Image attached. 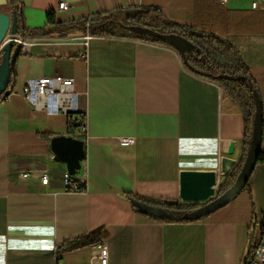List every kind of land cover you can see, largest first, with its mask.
Returning <instances> with one entry per match:
<instances>
[{
    "label": "crops",
    "instance_id": "0c3cea01",
    "mask_svg": "<svg viewBox=\"0 0 264 264\" xmlns=\"http://www.w3.org/2000/svg\"><path fill=\"white\" fill-rule=\"evenodd\" d=\"M253 1L22 0L29 30L48 27L61 2L70 8L54 14L58 22L147 7L227 42L256 83L264 152V11ZM24 39L26 48L16 43L10 57L13 91L0 102V264H97V245L55 252L84 233L99 236L108 264H244L264 214V163L229 204L192 222L151 219L128 199L188 203L209 185L218 190L221 159H235L231 172L244 133L241 109L223 87L190 72L166 45L85 34ZM56 76L72 81L64 98L24 96L27 84ZM69 112L85 120V135H68ZM62 135L84 142L72 174L84 191L63 189L69 171L50 149Z\"/></svg>",
    "mask_w": 264,
    "mask_h": 264
},
{
    "label": "trees",
    "instance_id": "16d2710c",
    "mask_svg": "<svg viewBox=\"0 0 264 264\" xmlns=\"http://www.w3.org/2000/svg\"><path fill=\"white\" fill-rule=\"evenodd\" d=\"M8 2L10 5L11 32L18 37L24 38L37 35L63 38L74 34H85L89 36L132 38L166 45L173 47L178 52L184 66L190 72L219 83L229 97L239 105L243 116L244 133L241 157L219 188L216 197L222 195L234 183L243 165L251 139L252 123L255 115L253 92H257V88L249 69L230 44L222 41L212 33L198 31L194 27L175 23L169 20L159 9L147 7H130L95 13L69 22H58L55 20L54 14L50 13L47 17L48 27L29 30L24 22L22 0H8ZM173 37L186 41V46L179 48L174 45L171 40ZM15 45L16 43H13V47ZM2 54L3 52L0 54V64L3 61ZM13 86L14 76L10 65L6 88L0 93V102L7 99L13 91ZM82 122V118L77 113L69 112L67 114L68 135L73 136L74 132L81 127ZM45 137L49 138L50 136L45 135ZM260 163H264L262 149L257 158V164ZM128 199L132 208L138 213L166 223L195 221L192 214L208 203L153 201L131 195L128 196ZM142 208L151 211H144ZM262 231L263 228L259 227L255 230L254 227V234H262ZM100 243L101 240L98 235L84 233L57 244L55 252L59 255L63 252ZM251 247H255V238H252ZM248 259L244 264H248Z\"/></svg>",
    "mask_w": 264,
    "mask_h": 264
},
{
    "label": "water",
    "instance_id": "95a60500",
    "mask_svg": "<svg viewBox=\"0 0 264 264\" xmlns=\"http://www.w3.org/2000/svg\"><path fill=\"white\" fill-rule=\"evenodd\" d=\"M0 7H7L8 14L0 12V54H2L3 61L0 64V93L5 90L9 75L10 57L13 49V41H7L6 37L10 28L11 35V20H10V5L8 0H0ZM172 42L179 48L185 47L187 42L181 38L173 37ZM255 102V115L252 123L251 139L249 147L243 162V165L234 181V183L220 196H215V191L209 186L198 196L189 197L184 202L189 203H206L192 214L194 220H199L213 212L223 208L229 204L235 197L246 187L248 179L257 164V158L261 151L262 144V105L259 94L253 92ZM51 152L58 160L65 163L68 168V173L73 174L79 168V163L84 159L85 149L84 142L73 137H66L64 135L54 137L50 140ZM233 150V143L229 144L227 154H231ZM235 164V159L230 157H223L220 164V173L222 177H227ZM216 197V198H215ZM206 202L204 200L208 199ZM212 198L214 200L210 201ZM144 211H151L147 208H142ZM153 212V211H152Z\"/></svg>",
    "mask_w": 264,
    "mask_h": 264
},
{
    "label": "built area",
    "instance_id": "2783aa9c",
    "mask_svg": "<svg viewBox=\"0 0 264 264\" xmlns=\"http://www.w3.org/2000/svg\"><path fill=\"white\" fill-rule=\"evenodd\" d=\"M224 1V0H220ZM69 5L61 2L56 11L55 15L62 14L69 10ZM252 9H260L264 11V0H254L251 3ZM7 41H13L14 43L20 44L23 49L26 48L27 42L24 38L18 37L16 35H11L10 28L6 37ZM72 84L71 79H66L61 76L56 77H45L40 79L39 81L31 82L25 86L23 89V94L27 98L29 102H32V99L36 96L40 97H48V96H60L64 98L65 94L63 93V89L70 87ZM78 132L85 135L87 133V127L85 120L82 123L81 127L78 129ZM132 141L130 139H126L122 141L123 146H127ZM40 181L43 185L47 183V176L41 175ZM63 189L66 192L74 193L81 192L85 189L84 182H78L72 178V175L66 172L62 178ZM264 221V214L262 220ZM256 227V226H255ZM252 238H255V247H251V254L248 259V264H264V228L263 234H254ZM107 250L102 244H97V264H108L107 261Z\"/></svg>",
    "mask_w": 264,
    "mask_h": 264
},
{
    "label": "rangeland",
    "instance_id": "374dc122",
    "mask_svg": "<svg viewBox=\"0 0 264 264\" xmlns=\"http://www.w3.org/2000/svg\"><path fill=\"white\" fill-rule=\"evenodd\" d=\"M0 12L9 15V11H8V8H7V7H4V8H2V9H0ZM15 48H16V46H15ZM224 181H225V180H223V182H221V184H220L219 187H218V190H219V188L222 186V184L224 183ZM218 190L215 192V196H216ZM207 200H209V198L206 199V200H204V202H206ZM188 203H189V202H188ZM193 203H196V202H193ZM261 220H262V218H261L260 220H257V224H256V227H255V230H257V229L259 228V224H260ZM263 222H264V221H263ZM263 222H262V225H261L260 227L263 226Z\"/></svg>",
    "mask_w": 264,
    "mask_h": 264
},
{
    "label": "bare ground",
    "instance_id": "6f19581e",
    "mask_svg": "<svg viewBox=\"0 0 264 264\" xmlns=\"http://www.w3.org/2000/svg\"><path fill=\"white\" fill-rule=\"evenodd\" d=\"M2 8H4V7H0V9H2ZM262 228H264V222H263V227H261V229H262ZM262 234H263V231H262Z\"/></svg>",
    "mask_w": 264,
    "mask_h": 264
}]
</instances>
